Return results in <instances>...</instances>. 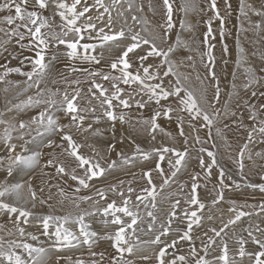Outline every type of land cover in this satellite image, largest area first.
Returning a JSON list of instances; mask_svg holds the SVG:
<instances>
[{
  "label": "snow or ice",
  "instance_id": "snow-or-ice-1",
  "mask_svg": "<svg viewBox=\"0 0 264 264\" xmlns=\"http://www.w3.org/2000/svg\"><path fill=\"white\" fill-rule=\"evenodd\" d=\"M223 11L224 15L218 0H181L178 6L176 0H147V12L152 17H161L159 22H153L145 14V0H108L107 3L105 0H92L91 4L88 0H71L70 3L68 0H0V55L7 52L11 59L19 61V65L24 66L27 61L30 67L24 71L21 66H9L8 58L3 57L6 62L0 64V84L5 85V93L9 91L8 86L17 89V96L29 89L36 90L18 103L6 101L11 107L6 111L0 110V213L11 219L13 225L12 228L0 225V264H61L64 259L67 264H104L105 260L108 264H134L125 256H132L137 250L142 253L139 259H154L155 264H264V227L260 224L253 226L249 221L248 227L242 230L246 236L238 235L234 227L244 217L264 213V203L237 205L234 200L228 201L231 205L228 212L232 215L227 221L222 222L219 229L209 227L201 235H194L195 228L202 226L204 216L200 213L206 207L198 191L201 180L210 181L214 169L217 170V184L212 189L213 207L225 200V190H231L233 186L240 189L242 183L244 187L258 188L264 193V183L250 182L245 173V154L248 160L252 159L250 145L258 141L264 144V102H261L264 101V91L258 90L264 89V63L258 68L252 66V60L243 55L237 34L238 54L231 73V91L227 93L228 99L222 100L221 79L215 70V45L212 41L216 35L212 25L214 21L219 22V36L223 40L226 19L233 14L230 0H223ZM175 12L185 16L189 12H197L207 17V31L201 41H193L195 47L183 41L179 33H176L174 41L171 40L176 27L173 20ZM249 13L259 19H248V30L257 35L264 33V0H260L259 7L239 0L237 20L248 18ZM179 27L192 30V25L183 19ZM260 42H264V36H260ZM200 45L206 51H202ZM10 46L18 47L20 51H11ZM180 49L188 55L181 57ZM222 50L225 55L229 52L226 44ZM24 52L32 55L25 56ZM194 52L206 70L203 77L196 73L195 79L200 84L198 90L189 86L191 73L180 71L185 67L195 69ZM256 55V52L252 53L253 57ZM259 56L264 61V48L259 51ZM61 58L70 62L69 74H84L85 82L89 83L87 106L79 103L83 99L79 78L69 81L63 72L59 73L68 87L76 86L71 93L67 88L61 91L47 86L49 79L52 84L58 83L54 69ZM76 61L88 67L73 63ZM102 63L108 71L97 67ZM223 63L227 65L228 61ZM222 71L226 73L227 70ZM11 74L25 79L13 81L9 79ZM238 79L241 81L239 84ZM98 81L107 82L108 86ZM238 88L249 98L240 96ZM209 89L212 90L211 96L208 95ZM234 98L236 108L229 111ZM31 108H38V113L27 120L16 118L15 113ZM133 108L140 111L152 108V114L148 118L138 115L133 119L129 111ZM245 111L250 124L244 123ZM6 112L13 115L6 119ZM161 118L177 121L178 135L183 138L182 148L161 142L159 146L145 149L129 136L133 151L130 154L116 151L118 159H111L115 143H109L102 152L93 144L74 138L75 134L83 136L85 141L102 136L99 128H93V124H98L101 119L110 122L112 140L117 139V123L138 128L153 142L157 139V132L171 138V133H166L158 123ZM225 118H231L233 126L247 132L245 142L239 147L236 158L232 159L240 182L233 180L217 158L219 146L216 137L222 131L218 124ZM62 120L66 123H61ZM86 120L91 122L86 125ZM185 123L193 133L207 129V138L186 134ZM56 136L59 141L54 139ZM119 142H124L123 133ZM83 147L92 148V154L81 152ZM44 149L50 151L45 153ZM193 150L197 153V167L201 173L192 174L190 184L179 183L180 192L165 198L167 209L161 207L158 195L170 187L182 169H187ZM255 155L264 159V150ZM45 156L48 158L41 163ZM62 157L71 158V161ZM139 161H151L154 165L141 169L140 178L146 183L139 191L133 187V180H119L91 191L95 186L90 182L94 179ZM164 164H167V170ZM37 170L41 177L48 178L42 181L48 189L46 198L40 195L45 192V186L37 188L33 184L36 179L33 174ZM153 173L161 179L159 185L155 183ZM64 177L75 182L71 192L51 183L53 179ZM260 179L264 180V175ZM226 180H231L232 185ZM186 187L188 191L184 193ZM53 188L57 189L56 193L52 192ZM82 190H89L91 194L80 195ZM173 195L177 196L175 200ZM55 197L58 199L51 203ZM38 204L46 205L49 211L36 213L34 209ZM245 208H258L259 211H245ZM89 218H99L101 228L98 231L91 229ZM207 219L212 220L213 217L209 215ZM174 222L184 226L175 229L177 235L170 241L164 239L172 233ZM27 226L38 228L40 234L51 241L49 247L27 242L29 239L39 240L36 234L26 232ZM139 233H154V238L142 241ZM229 233L233 246L225 239ZM102 240L111 242L114 253L92 251L93 245ZM196 240L200 241L199 248ZM181 242H187L186 254H176L183 247ZM80 245L88 246L93 259L73 261L71 257L56 254ZM144 246H155L151 248L153 256L143 254ZM169 249L176 250L170 259ZM217 249L219 254L209 259ZM97 256L99 259H95Z\"/></svg>",
  "mask_w": 264,
  "mask_h": 264
},
{
  "label": "rangeland",
  "instance_id": "rangeland-1",
  "mask_svg": "<svg viewBox=\"0 0 264 264\" xmlns=\"http://www.w3.org/2000/svg\"><path fill=\"white\" fill-rule=\"evenodd\" d=\"M147 0H145V14L147 15V17L152 20L153 22H159L161 20V17L159 15H157L156 17H152V14L147 12ZM68 2L70 3L71 0H68ZM105 2L107 3L108 0H105ZM139 2V0H138ZM155 2V0H154ZM181 2V0H176V5L178 6L179 3ZM232 7H233V14L231 17L226 19V23H225V38L223 40L219 39L218 42L217 38H220L219 34V22L218 21H214L213 22V30L215 35H217V38L215 40L212 41V43L215 45L214 47V51L213 54L215 55L216 58V72L217 74L220 76L221 79V88L223 89L222 92V100H227V93L231 91V83H232V76L231 73L232 71L235 69V59L237 57V47L235 49H233L231 52H228V55L231 56H227L225 54H223V52H221L219 50L220 46L223 45H227L229 46H234V41L237 43V34H239V42H240V47L245 50L243 55L249 57L252 60V66L253 67H259L262 63H264V61L260 60V56H259V51L264 48V42H260V36H264V33L257 35L256 33L248 30L249 29V23H248V19H251L253 21L258 20V17L252 16L251 13H249V17L248 18H243L242 20H237V16H238V9H239V0H230ZM249 2L251 3L250 5L255 4V6L259 7L260 5V0H248L246 1L247 4H249ZM88 3H91L90 0H88ZM218 5L221 8V14L224 15V11H223V0H218ZM204 5L201 4V7H203ZM254 6V7H255ZM47 14V13H46ZM208 15H211V13H209ZM183 19L185 20L186 24L192 25V30L189 31V40L191 41V45L193 47L196 46V44H193V41L195 40L197 43L199 41H201L203 39V34L207 31V26L205 24V21L207 19V17L203 14L197 13V12H189L187 16L184 15V13H180V12H175L174 13V17L173 20L176 23V27L173 29V34L171 36V40H175V35L176 33H181L183 30L185 29H181L179 27V22L180 20ZM231 19V20H230ZM234 20V21H233ZM240 22V23H239ZM231 27L233 29H231ZM235 28V29H234ZM228 29V30H227ZM232 30V31H231ZM232 32V34H231ZM237 32V33H236ZM249 33L252 36H248ZM186 33H184L183 35H185ZM254 34V35H253ZM228 35V36H227ZM229 35H231L229 37ZM235 36V37H233ZM228 37V38H227ZM229 40V41H228ZM226 41V42H225ZM253 41H258V43L254 44ZM232 42V43H231ZM63 47V46H61ZM201 50L202 51H206V49L203 48V45H200ZM217 48V49H216ZM10 50L11 51H16L19 52V48L18 47H13L10 46ZM217 50V51H216ZM256 52L257 55L256 56H252V53ZM181 53V52H179ZM23 55L25 56H30L32 55V53L30 52H24ZM192 55L195 57L196 60V66L195 69L200 66V62L198 59V55L194 52L192 53ZM225 55V56H224ZM3 57H7L8 61L11 63H15V65H11V66H21L19 65V61L16 59H11V57L8 55L7 52L2 53V55H0V63H5V59ZM175 58V57H174ZM235 58V59H234ZM64 58H61V60L55 64V66L58 67V65H61L62 63H66L67 64V60L65 59L63 61ZM231 59V60H230ZM227 60L228 63L227 65H225L223 62ZM232 61V63H231ZM152 61L149 60V63H151ZM22 70L24 71H28L30 70V67L28 66V62H25L24 66H21ZM97 67H104L105 71H108V68L102 63L100 66ZM29 68V69H28ZM226 68V73L224 71H222V69ZM195 69L188 67V68H181L180 70L186 72V73H191V76L194 78V80L192 82L195 81V86L196 89L198 90L200 88V84L199 82L195 79L196 77V73L198 71H196ZM55 73V70H54ZM57 73V70H56ZM55 73V78L58 80V83H56V85L62 84L64 83V77H59L57 76V74ZM199 73V72H198ZM200 74V73H199ZM68 80H72L75 78H79L82 82L79 85V87L83 90L88 86V82H85L84 79V74L79 73L77 76H73L72 74H67L65 75ZM70 78V79H69ZM9 79L13 80V81H22L25 79V77L19 76L18 74H11L9 76ZM100 83H103L105 86H108L107 82L104 81H98ZM190 83L189 86L190 87H194V83ZM241 81L238 79L237 83L239 84ZM47 85L52 86L53 84L51 83V79H49L47 82ZM2 85V86H1ZM5 85L0 84V110H5L7 107H11V104H15L18 103L20 100L26 99L27 95H33L35 93V89H29L26 93H24L23 95L17 96V89L12 88L11 86L9 87V91L7 93H5L3 91ZM23 87V85H22ZM74 87H76L75 85H73L72 87H68L67 85V89L68 90H72ZM123 87V85H122ZM43 88V86H42ZM211 90V89H210ZM259 91H264V89H258ZM238 93L240 96H244L245 98H249V96H247L242 89L238 88ZM212 95V90L210 93ZM210 95V96H211ZM89 99V98H88ZM2 100V101H1ZM6 101H11V104L6 103ZM233 104L231 107H229V111H232L236 108V99L234 98L231 101ZM255 102V101H254ZM264 102V101H261ZM93 105L96 104L95 101L92 102ZM35 108L34 112L36 111ZM241 111H244L243 108L240 109ZM133 116V119H135L138 115L139 116H143L144 118H148L151 114H152V108H145L144 110L140 111L138 109H131L129 110ZM99 114V113H97ZM13 114L12 113H7L6 112V116L5 118H9L11 117ZM174 116L177 114H173ZM181 115H185L186 114H181ZM245 115V120L248 121L247 119V112H244ZM15 116L17 119H24L27 120L31 115V111L30 109H27L23 112H18L15 113ZM65 123L66 121H61V123ZM91 121L86 120L85 124L87 125L88 123H90ZM110 123L108 122L106 119H101V121L98 124H93V128H96L100 125H104ZM158 123L160 124V126L164 129V131L166 133H171V138L166 136L164 133L161 132H157L156 136L157 139L155 142L150 140V137L146 134L143 133L141 131L137 129H132L130 128L127 124L125 125L126 128H124L123 130V134H124V142L117 145L116 149L110 154V158L111 159H118V157L116 156V151H121L123 150L126 154H130L133 149H134V145L129 141L128 137L132 136V138L136 141V143H139L143 148L145 149H149L150 147H152L153 145L155 146H159L161 142L170 145V146H175L177 148H182L183 144H182V137H180L178 135V126H177V121L175 119L172 120H167V119H163L161 118ZM119 123L116 124L117 127H121L123 128V125L120 126ZM227 125V127H226ZM218 127L222 130L221 131V135L219 137H216V142L219 146V152H218V160L219 163L222 167L225 168V170L233 177V180H235L236 182H240V177L237 174V166L235 164H233V162H231L229 159H226L224 157V149L223 146L221 144V141L223 139V137L225 136H229L232 139V143L231 146L234 147L235 144L238 145V142H240L241 137H240V132L243 129H238L236 126L232 125V121L231 118H225L223 120L220 121V123L218 124ZM125 131V132H124ZM184 131L186 134H191V135H196L198 134L201 137H205L207 138V129H200V131L198 133H193L192 130L188 127L187 123H185L184 125ZM243 132L247 135V132L243 130ZM223 133V137L222 136ZM215 131H213V136H215ZM101 137V136H99ZM221 137V138H220ZM57 138V139H56ZM74 138L77 139L78 141L85 143V144H93L95 146V148L99 151H105L107 148V145L110 143L108 142V140L104 137H101L104 141V143L100 144L97 140H95V137H90L87 141L84 140V137L79 136V134H75ZM55 140L59 141V137L56 136L54 137ZM117 142V141H116ZM115 142V143H116ZM245 142V141H244ZM243 142V143H244ZM189 143L192 144V140H189ZM211 144V141H209V145ZM209 145H205L206 147H208ZM196 148H199V145L195 146ZM239 150L238 148H233L232 152L234 155V158H236L237 152ZM264 150V144L260 143L259 141L253 145H250V151L252 153V159L248 160L247 159V153L245 154V173L247 174V179L252 182V183H264V180L260 179L261 175H264V159H261L259 157H257L255 155L256 152ZM57 152H59L60 150L57 149ZM81 152H83L86 155H91L92 154V148L89 147H83L80 149ZM44 152L47 153L49 152L48 149H44ZM196 151L193 150L192 151V155L191 157L188 159V164H187V169L183 170L177 174V178L176 180L171 183L170 187L166 188L163 192H161L158 197H157V201L160 204L161 207L167 209L168 208V203L167 200L165 199L167 196H169L170 194L173 193H179L180 189H179V182H184L185 184H190L191 182V175L195 174V173H201V169L197 167V159H196ZM48 157L45 156L41 163H43L44 159H47ZM205 158L207 159L206 155ZM62 159H66L67 161H71V158H64L62 157ZM154 165L151 163V161H139L130 165H126V166H121L117 169L111 170L109 172L105 173V176L108 174V179H105L104 177H101V180L99 178L98 179H94L93 181H91L90 183L93 184L95 186L96 182L98 184H96L95 187H97L98 185H101L102 183H104V181H106L105 185L107 186L110 183H115L118 182L119 180H125L126 182L129 180H133V185L138 187V186H144L146 181L142 180L140 178V173H141V169H147V168H152ZM165 167V169L167 170V164L163 165ZM122 169H125V171H123ZM47 171L49 172H54L53 169H48ZM135 174V175H133ZM153 173L154 179H155V183L157 185H159L161 183V179L156 176V174ZM33 175L36 176V179L33 180V183L35 184V186L37 188L41 187V186H45V192L40 194L42 196H44L45 198L48 195V189L47 186L44 185L42 183L43 180H47V177H41L39 174V171L37 170L36 173H34ZM104 179V181H103ZM99 181V182H98ZM108 181V182H107ZM51 183L55 184L58 183L59 186L61 188H63L66 192H71L72 189L75 186V182L71 181L70 179H68L67 177H64V179H53L51 181ZM101 183V184H100ZM226 183H228L229 185H232V181L231 180H226ZM174 184V185H173ZM217 184V170L214 169L213 173H212V177L210 181H205V180H201V187L199 188V194H200V199L205 203L206 207L203 211V213H200L201 215L204 216V219L202 221V226L199 228H195L194 230V235H201L203 232H205L209 227H215L217 229H219L222 225V222H226L227 219L229 218L230 215H232L231 213L228 212V208L231 206L228 201L234 200L236 201L237 205L239 204H255V205H259L261 203H264V193H261L259 191V189H251V188H247L242 186L240 189H235L234 186L231 190H225V200L221 201L219 204H217L216 206L213 207L211 201L214 198V193L212 191L214 185ZM206 185V186H205ZM126 187V186H125ZM95 189V188H93ZM137 191H139L137 189ZM188 188L186 187L184 189V193H187ZM53 193L54 190L52 189ZM82 192V191H81ZM253 193V194H252ZM81 195V193H79ZM228 194V195H227ZM182 195V194H181ZM231 195V196H229ZM177 198L176 195L172 196V199L175 200ZM55 199H58V197L54 198V201H52L51 203H55ZM86 207V205H85ZM40 209V210H39ZM35 211L38 214H46L49 209L47 208L46 205L41 206V205H37ZM67 210V209H66ZM245 211H259L258 208L256 209H251V208H245ZM211 215L213 217L212 220H208L207 217ZM6 222H5V221ZM249 221H251L252 225L255 226L256 224H260L261 227H264V213H261L259 216L253 215L251 217H244L242 219V222L238 223L235 227V231L236 233L239 234H243V235H247L246 233H244L242 230L243 228L248 227ZM11 222V228L13 227L12 225V220L9 219L4 213H0V225H2L3 223H7L10 224ZM89 222L91 223V229L92 230H96L98 231L101 228V224H100V220L99 218H96L95 220H92L91 218H89ZM183 224H177L176 222L173 223L172 228L173 231L172 233L169 235V237L164 238L167 240H171L173 236L177 235L175 229H177V227H183ZM35 229V230H34ZM158 230V229H157ZM37 231V232H34ZM227 231V230H226ZM26 232H31L36 234L39 237L38 241H31L30 239L27 241L29 243H33L34 246H44L46 248L49 247V245L51 244V241H49L46 237H44L43 235L40 234V230L36 227L33 226H27L26 228ZM140 236V239L143 240H149L151 238H154V233H139L138 234ZM209 235H211V233H209ZM230 233L228 236H225V239L228 240L230 246L234 245V241H232L230 239ZM43 241V242H42ZM105 242L108 245L107 248V252H105V248L106 246H103V251H101L100 249L98 250V252H105L106 254H111L114 253V249H112L110 247V241H106V240H102V242ZM100 242V241H99ZM183 247L181 249L180 252L176 253V254H186L188 251V246H187V242H181ZM196 247L199 248L200 247V241L196 240L195 241ZM155 247V246H144L143 248V254H147L149 256H153V252L151 251V248ZM178 247H181L180 245H178ZM249 247H254L252 245H249ZM95 249H97L96 244L93 245L92 251H94ZM75 254H74V252ZM141 250H137L135 252L134 255L132 256H125L126 259L132 260L134 261V264H139V262H142V264H155V260H148V261H143L141 259H139V256L141 255V252H139ZM149 251V252H148ZM176 250L174 249H169V259L171 258V254L174 253ZM62 252V253H61ZM61 252L56 253L57 255L59 254L60 256H63L65 258L67 257H71L75 258L76 257H80L83 255H88L89 254V250H88V246L87 245H80L77 248H71V249H63ZM66 254H65V253ZM72 252V253H70ZM77 252V253H76ZM70 253V254H69ZM140 253V254H139ZM219 254V250L217 249L216 252L212 253L208 258L209 259H214L215 255ZM53 259H55V256H53ZM93 259V257L90 256L91 260ZM95 259H99V256L95 257ZM87 260V262L89 261ZM86 261V260H85ZM65 262H67L66 260H61V264H65ZM104 264H108V261L105 260Z\"/></svg>",
  "mask_w": 264,
  "mask_h": 264
},
{
  "label": "bare ground",
  "instance_id": "bare-ground-1",
  "mask_svg": "<svg viewBox=\"0 0 264 264\" xmlns=\"http://www.w3.org/2000/svg\"><path fill=\"white\" fill-rule=\"evenodd\" d=\"M91 1V3H92V0H90ZM246 1H248V0H246ZM254 1V0H253ZM147 2V1H146ZM91 3H89V4H91ZM249 4H251L250 2H249ZM255 4L256 3H254V4H252V6H255ZM257 5V4H256ZM256 7V6H255ZM258 7V6H257ZM58 19V18H57ZM231 20V19H230ZM234 21V20H233ZM97 23H99L98 21H97ZM240 23V22H239ZM231 29H233L232 27H231ZM235 29V28H234ZM228 30V29H227ZM232 31V30H231ZM184 33H186L185 35H183ZM237 33V32H236ZM231 34H232V32H231ZM189 30L187 29V28H185V30H183L181 33H180V36H181V39L183 40V41H186V42H188L190 45H191V41L189 40ZM219 35V34H218ZM233 35V34H232ZM254 35V34H253ZM228 36V35H227ZM231 35H229V37H230ZM248 36H252L250 33H249V35ZM233 37H235V36H233ZM216 38H217V35H216ZM228 38V37H227ZM236 38V37H235ZM220 38H217V41L216 42H218V40H219ZM229 41V40H228ZM226 42V41H225ZM232 43V42H231ZM236 42L234 41V46H229L228 47V49H229V51L231 52L233 49H235L237 46H236ZM218 47H220L219 48V50L221 51V52H223V46H218ZM217 49V48H216ZM215 50V49H214ZM213 50V51H214ZM217 51V50H216ZM244 51L245 50H243V53H244ZM179 52H181V53H179V55L181 56V57H184V56H187L188 55V53L185 51V50H183V49H180L179 50ZM215 54V53H214ZM224 54V53H223ZM215 56V55H214ZM225 56V55H224ZM227 56H229L228 54H227ZM229 57H231V56H229ZM198 59H199V57H198ZM235 59V58H234ZM65 59H63V61H64ZM231 60V59H230ZM236 60V59H235ZM62 61V60H61ZM69 61L67 62V64L66 63H62L61 65H58V67L57 66H55V73H56V70H57V76H59V77H63V76H61L59 73L60 72H63V74H64V76L65 75H67V74H69V71H68V65H69ZM73 63H76L78 66H83V67H88V65L87 64H83V65H80V62L79 61H76V62H73ZM231 63H232V61H231ZM0 64H3V63H0ZM11 65H15V63H11V62H9V66H11ZM186 68H188V67H185V69ZM29 69V68H28ZM196 71H198L199 73H200V75H201V77H203L204 75H205V69H204V67L203 66H201V64H200V66H198L196 69H195ZM27 71V70H26ZM181 72H184V71H182V70H180ZM184 73H186V72H184ZM79 73H72V75L73 76H77ZM70 79V78H69ZM194 80V78L191 76V81H190V83L192 82ZM70 81V80H69ZM47 82V81H46ZM189 83V84H190ZM192 83H194V89H196V86H195V81L194 82H192ZM208 83V81L207 80H205V84H207ZM192 85V84H191ZM190 85V86H191ZM2 86V85H1ZM42 86L44 87V84H42L41 85V88H42ZM48 87H50V88H52V89H56V88H59V89H61V91H63L64 89H66V87H67V84H65V83H62V84H59V85H56V84H53L52 86H49V85H47ZM193 86V85H192ZM88 87H89V83H88V86L85 88V89H83V91H82V93H81V95H82V97H83V99L82 100H80L79 101V103L81 104V105H83V106H87V102H88V95H87V90H88ZM68 90V89H67ZM70 93H71V91L72 90H68ZM211 92V90L209 89V92L208 93H210ZM209 96L211 95V94H208ZM28 96V95H27ZM2 101V100H1ZM232 102H230V105H229V107H231L232 106ZM175 106V105H174ZM219 106V105H218ZM34 109L35 108H31L30 109V111H31V115H35L36 113H38V111H39V109H36V111L34 112ZM63 123V122H62ZM66 123V122H65ZM244 123L245 124H250V121H246L245 119H244ZM119 125V124H118ZM126 125V124H125ZM125 125H123V128H122V126L121 127H117L116 126V133H117V139L116 140H112V138H111V133L109 132V127H110V123H107V124H104V125H100V126H98V127H96V128H99L100 130H101V132L103 133V135L101 136V137H104V138H106L107 140H108V142H110V143H115L116 141V146L117 145H119V144H121L120 142H119V137H120V135H121V133H123V130H124V128H126L125 127ZM125 132V131H124ZM240 137H241V140H240V142H238V145L237 144H235V146L234 147H232L231 146V143H232V139L229 137V136H225V137H223V133H222V136L221 137H223V139H222V141H221V144H222V146H223V149H224V157L226 158V159H229L231 162H232V159L234 158V155H233V152H232V149L233 148H238V147H240L242 144H243V142L245 141V139H246V134L243 132V130H241V132H240ZM80 136V135H79ZM81 137H83V136H81ZM101 137H95V140H97L100 144H102V143H104V141H103V139L101 138ZM220 137V138H221ZM202 138H205L204 136L202 137ZM57 139V138H56ZM206 139V138H205ZM126 142V141H125ZM124 142V143H125ZM49 151H50V149H48ZM123 171H125V169H122ZM155 175V174H154ZM108 174L105 176V179H108ZM99 180V179H98ZM100 180H101V178H100ZM99 180V181H100ZM98 181V182H99ZM103 181H104V179H103ZM108 182V181H107ZM105 183H106V181H104V183H100L101 185H98L97 187H94V188H103V187H106V185H105ZM116 183V182H115ZM180 183V182H179ZM34 184V183H33ZM55 184H58V183H55ZM96 184H98L97 182H96ZM96 184H95V186H96ZM174 185V184H173ZM34 186H35V184H34ZM126 187H127V184L125 185ZM133 187H135L136 189H140L142 186H138V187H136V186H134L133 185ZM53 190H54V192H56L57 191V189L56 188H53ZM91 191H95V189H92ZM88 194H91V192L89 191V190H82V192H81V195H88ZM253 194V193H252ZM228 195V194H227ZM229 196H231V195H229ZM40 210V209H39ZM34 211H37L36 209H34ZM5 221V220H4ZM6 222V221H5ZM2 225H4V227L5 228H11V222H10V224H7V223H3ZM35 230V229H34ZM34 232H37V231H34ZM47 238V237H46ZM142 239V238H141ZM43 242V241H42ZM96 246H97V249H95L94 251L95 252H97V253H99L98 252V250L100 249L101 251H103V246H106V248H105V252H107L108 253V251H107V248H108V245L103 241H100V242H98L97 244H96ZM74 252V251H73ZM139 252H141V251H139ZM149 252V251H148ZM62 253V252H61ZM65 253V252H64ZM70 253H72V252H70ZM69 253V254H70ZM77 253V252H76ZM66 254V253H65ZM74 254H75V252H74ZM140 254V253H139ZM142 254V253H141ZM145 254V253H144ZM59 255V254H58ZM83 259V260H86V262H87V260H89L90 259V256H88V255H83V256H80V257H76L75 258V256H74V258H72V260L73 261H75L76 259ZM64 260H66V259H64ZM90 261V260H89ZM144 261V260H143ZM65 264H67V262H65ZM139 264H142V262H139ZM144 264V263H143Z\"/></svg>",
  "mask_w": 264,
  "mask_h": 264
}]
</instances>
